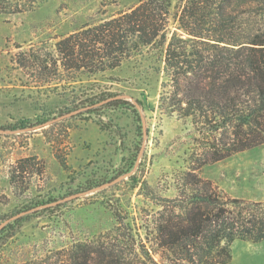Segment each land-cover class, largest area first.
Returning <instances> with one entry per match:
<instances>
[{
    "label": "rangeland",
    "instance_id": "rangeland-1",
    "mask_svg": "<svg viewBox=\"0 0 264 264\" xmlns=\"http://www.w3.org/2000/svg\"><path fill=\"white\" fill-rule=\"evenodd\" d=\"M141 1L0 0V227L24 217L0 243V264L116 236L121 224L168 264L146 228L162 198L178 195L191 166L224 195L264 203V144L198 166L200 134L192 119L160 108L169 81L167 44L176 34L187 36L179 23L183 0H173L164 37L118 66L63 71L58 63L56 71L60 39ZM20 5L26 10L11 11ZM21 124L31 126L12 129ZM26 158L33 162L22 167ZM226 264H264V240H235Z\"/></svg>",
    "mask_w": 264,
    "mask_h": 264
},
{
    "label": "trees",
    "instance_id": "trees-1",
    "mask_svg": "<svg viewBox=\"0 0 264 264\" xmlns=\"http://www.w3.org/2000/svg\"><path fill=\"white\" fill-rule=\"evenodd\" d=\"M183 1L179 23L187 36L176 34L167 44L169 81L160 108L192 119L200 134L194 152L200 166L264 144V0ZM172 3L142 0L130 11L60 39L56 71L58 63L63 71L97 72L118 66L141 45L164 37ZM26 8L20 5L11 11ZM112 103L132 105L124 99ZM32 160L26 158L22 167ZM196 170L191 166L182 174L178 195L162 198L146 229L168 264H226L235 240H264V203L224 195ZM23 220L18 216L2 225L0 243L16 233ZM117 230L116 236L108 232L96 241H79L21 264H160L125 224Z\"/></svg>",
    "mask_w": 264,
    "mask_h": 264
}]
</instances>
